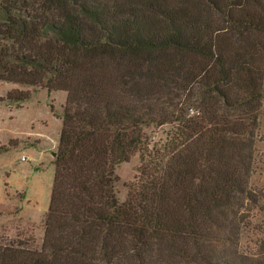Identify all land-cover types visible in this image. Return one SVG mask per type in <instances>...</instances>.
Here are the masks:
<instances>
[{
    "label": "trees",
    "instance_id": "16d2710c",
    "mask_svg": "<svg viewBox=\"0 0 264 264\" xmlns=\"http://www.w3.org/2000/svg\"><path fill=\"white\" fill-rule=\"evenodd\" d=\"M0 81L67 93L41 248L0 242V264H264L239 246L258 205L264 0H0Z\"/></svg>",
    "mask_w": 264,
    "mask_h": 264
},
{
    "label": "rangeland",
    "instance_id": "374dc122",
    "mask_svg": "<svg viewBox=\"0 0 264 264\" xmlns=\"http://www.w3.org/2000/svg\"><path fill=\"white\" fill-rule=\"evenodd\" d=\"M14 89L29 91L30 97L22 106L0 101V146L4 147L0 150V242L22 241L40 249L55 173L53 154L59 144L67 93L0 81V98ZM168 128L152 125L145 130L154 144L162 143ZM259 137L250 179L258 205L244 209L252 227L244 231L239 246L245 253L264 257V248L258 249L264 238L259 231L264 225V109ZM139 166L140 154L135 153L117 167L118 196L123 202Z\"/></svg>",
    "mask_w": 264,
    "mask_h": 264
},
{
    "label": "water",
    "instance_id": "95a60500",
    "mask_svg": "<svg viewBox=\"0 0 264 264\" xmlns=\"http://www.w3.org/2000/svg\"><path fill=\"white\" fill-rule=\"evenodd\" d=\"M53 155L56 156V153H54Z\"/></svg>",
    "mask_w": 264,
    "mask_h": 264
}]
</instances>
